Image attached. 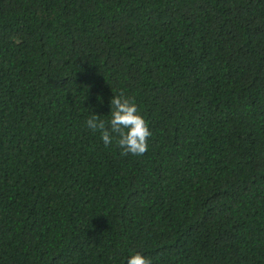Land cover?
I'll return each mask as SVG.
<instances>
[{
	"label": "trees",
	"instance_id": "16d2710c",
	"mask_svg": "<svg viewBox=\"0 0 264 264\" xmlns=\"http://www.w3.org/2000/svg\"><path fill=\"white\" fill-rule=\"evenodd\" d=\"M134 98L141 156L87 119ZM264 264V0H0V264Z\"/></svg>",
	"mask_w": 264,
	"mask_h": 264
},
{
	"label": "clouds",
	"instance_id": "9594fccd",
	"mask_svg": "<svg viewBox=\"0 0 264 264\" xmlns=\"http://www.w3.org/2000/svg\"><path fill=\"white\" fill-rule=\"evenodd\" d=\"M110 104V120L101 119L100 115L94 113L87 119V127L93 132H100L106 147L115 140L122 156L143 155L148 150V141L152 132L134 98L126 96L121 90L111 98ZM126 264H152V260L137 251L127 258Z\"/></svg>",
	"mask_w": 264,
	"mask_h": 264
}]
</instances>
